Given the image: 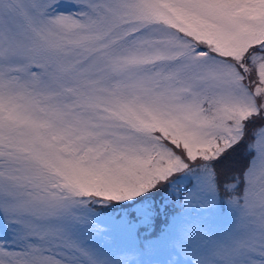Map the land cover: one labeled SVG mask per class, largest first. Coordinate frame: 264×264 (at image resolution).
I'll list each match as a JSON object with an SVG mask.
<instances>
[{"label":"snow or ice","instance_id":"obj_1","mask_svg":"<svg viewBox=\"0 0 264 264\" xmlns=\"http://www.w3.org/2000/svg\"><path fill=\"white\" fill-rule=\"evenodd\" d=\"M0 264H264V0H0Z\"/></svg>","mask_w":264,"mask_h":264}]
</instances>
